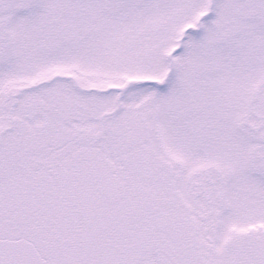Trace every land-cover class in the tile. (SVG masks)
<instances>
[{
	"label": "snow or ice",
	"instance_id": "1",
	"mask_svg": "<svg viewBox=\"0 0 264 264\" xmlns=\"http://www.w3.org/2000/svg\"><path fill=\"white\" fill-rule=\"evenodd\" d=\"M0 264H264V0H0Z\"/></svg>",
	"mask_w": 264,
	"mask_h": 264
}]
</instances>
